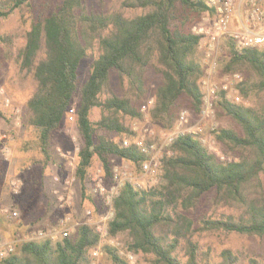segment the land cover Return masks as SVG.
<instances>
[{
  "label": "trees",
  "instance_id": "trees-1",
  "mask_svg": "<svg viewBox=\"0 0 264 264\" xmlns=\"http://www.w3.org/2000/svg\"><path fill=\"white\" fill-rule=\"evenodd\" d=\"M120 5L122 10L141 13L129 17L119 10L94 12L86 0H40L15 55L18 73L31 75L36 84L27 101L25 123L38 134L43 170L52 160L53 135L78 93L80 65L92 55L90 76L79 91L76 110L84 142L76 168L83 198L95 156L109 178L113 175L111 156L142 169L146 157L135 146L124 148L107 135L135 137L127 121L144 118L139 103L148 95L149 69L161 77L150 110V118L160 127L174 128L183 97L196 113L203 110L201 81L206 68L199 57L203 36L193 32L192 18L215 14V8L206 0H122ZM31 8L30 0L0 2V24L13 11L24 13ZM0 42L12 54V38L0 34ZM226 45L229 59L224 72L246 69L252 75L236 86L240 100L262 99L264 50L240 49L231 36ZM113 74L120 93L111 87ZM258 101L233 103L220 91L213 99L214 109L219 117L232 119L240 131L219 128L215 140L237 152V157L221 161L194 136H179L171 146L172 156L162 159L158 185L140 189L126 183L122 187L113 201L109 236L127 234L124 249L152 256L154 264H240L232 249L214 256L198 237L212 232L264 237V101ZM95 108L101 117L94 122ZM205 206L213 208L212 215L201 212ZM221 209L230 212L217 214ZM100 241L93 226L82 224L67 238L24 241L0 264H92L91 251ZM103 251L112 264H129L119 248L107 244ZM249 264L264 261L252 259Z\"/></svg>",
  "mask_w": 264,
  "mask_h": 264
},
{
  "label": "rangeland",
  "instance_id": "rangeland-1",
  "mask_svg": "<svg viewBox=\"0 0 264 264\" xmlns=\"http://www.w3.org/2000/svg\"><path fill=\"white\" fill-rule=\"evenodd\" d=\"M3 1L5 0H0V2ZM121 1L86 0V5L90 11L94 12L119 10L129 17L141 13L140 11L122 10L120 8ZM239 1L236 0V4L238 8L242 9L241 6L239 7ZM30 3L31 11L23 13L20 10H15L8 17L2 19L0 24V34L11 37L13 41L12 54L7 46L0 42V136L3 134L8 136L5 144L9 148V154L6 157L3 156L4 152L0 142V158L3 162L0 170V207L14 209L19 213L17 220H8L0 215V248L10 242H17L16 246H18L24 241H29L31 236L40 231L48 236L52 233L58 234L62 221L67 222L70 235L74 234L77 227L82 224H89L97 231L100 218L107 212L104 198L95 191L97 184L102 182L106 187L113 184V177L105 176L101 161L97 156L94 157L89 170L85 198L82 197L81 184L76 178L79 152L84 144L77 128L76 110L80 101L79 91L90 76L93 63L91 54L82 61L78 71V93L72 105L74 112L68 114L61 127L54 133L51 141L52 160L45 170L42 169L43 155L37 144L38 134L34 128L25 123L27 101L33 94L36 84L31 75L19 74L15 63L17 50L24 44V36L30 25L31 14L38 12L40 0H30ZM216 17V14H200L192 18L193 32L203 30L199 57L205 65L206 76L201 81L202 90L206 91L205 84L208 82L222 84L228 77L239 74L242 78L241 81H233L230 91L231 96H238L237 84L252 78V75L246 69L234 73L224 72V66L229 59L226 40L230 36L224 35L217 38L216 41L213 40ZM246 22L244 16H236L232 21L231 30L243 29ZM146 83L148 86L147 98L139 103V109L144 114V118L128 120L127 125L136 134L134 138H141L146 142L161 145L164 133L176 129L178 122L172 130H167L150 118V110L155 104V92L161 84V77L149 69L146 74ZM111 87L115 93L121 92L114 74L111 78ZM257 99L254 97L249 100L241 98L239 103L247 105L256 104L257 101L262 103L264 96L262 99L261 96ZM179 108L178 119L183 112L188 117V124L184 129L206 124L204 127L206 143L203 144L211 153L221 161H232L237 157V152L223 147L215 140V131L219 128L240 131L239 126L232 119L226 116L219 117L218 111L216 112L214 109L211 119L204 120L202 111L199 114L196 113L186 97L179 101ZM100 117V109H93L92 121H98ZM102 133L100 132V134ZM107 136L119 144L128 138L117 134H108ZM172 154L171 147H166L163 150V158L172 156ZM110 162L113 173L117 169L126 171L135 182L142 186L151 188L161 181L160 177L155 180L144 177L139 168L118 157L111 156ZM12 181L19 182L16 192L13 191ZM213 211V208L209 209V206H205L201 212L212 215ZM217 212L220 214L230 211L221 209ZM111 220L106 223L107 233L101 235L100 245L91 251L92 264H112L103 251V247L107 244L119 248L121 256L129 264H154L152 256L136 255L124 249L128 240L127 234H120L115 238L109 236L108 224ZM198 238L205 249L210 247L213 250L214 256L224 249H232L240 257V264H249L252 259L264 261V237L212 232ZM59 239L58 235L56 240ZM130 255L133 257L132 259L129 257Z\"/></svg>",
  "mask_w": 264,
  "mask_h": 264
},
{
  "label": "built area",
  "instance_id": "built-area-1",
  "mask_svg": "<svg viewBox=\"0 0 264 264\" xmlns=\"http://www.w3.org/2000/svg\"><path fill=\"white\" fill-rule=\"evenodd\" d=\"M207 3L215 8L216 20L214 24L215 34L213 35V40H217L220 36L229 35L231 36L237 47L240 49L243 48H259L264 50V5L263 0H240L238 8L236 4V0H206ZM236 16H240L246 19V25H243V29L232 31L231 24L232 21L236 18ZM203 30L197 31L196 34L201 36ZM241 77L239 74H235L231 77H228L226 82L222 84L215 82H208L205 84L206 91L204 92L203 98V110H202V118L204 120L211 119L214 113V102L213 99L220 91H225L226 96L233 103H239V96H231L230 91L232 87V83L235 80L241 81ZM74 110H70L69 113H73ZM202 119V120H203ZM188 124V117L185 112L180 114L178 119V126L171 132L164 133L161 145L157 143L146 142L141 138H133V139H124L121 142V146L124 148H129L131 146H135L142 155L146 157V160L142 164L141 172L144 177L151 178L153 180L159 178L162 173V158H163V150L166 147H171L175 140L181 135H192L195 138L199 139V141L203 144L206 143V139L204 138L205 131V123L190 127L188 129H184ZM8 136L3 134L0 136V142L2 143L3 156L9 154V148L5 144ZM113 184L109 187H106L104 183H98L96 188V193L104 198L105 206L107 208V212L100 218L97 226V233L101 235L107 233L106 223L108 220L112 219L114 216V207L113 201L116 196L120 193L122 187L126 183H130L134 185L136 188L140 189H149L150 186H142L140 183H137L133 180V178L126 171H121L119 169L115 170L112 175ZM13 191L16 192L19 188L18 181L11 182ZM0 215L8 220H17L19 217V213L7 207H0ZM60 238H67L70 236V229L67 226L66 221H62L60 224V231L58 234L52 233L51 235H47L44 232L40 231L35 233L34 236L30 237V240H41L47 237H50L52 240H56L57 236ZM17 242L6 243L3 247L0 248V260L7 258L12 253H14L16 249ZM131 259L133 258L131 255L129 256Z\"/></svg>",
  "mask_w": 264,
  "mask_h": 264
},
{
  "label": "crops",
  "instance_id": "crops-1",
  "mask_svg": "<svg viewBox=\"0 0 264 264\" xmlns=\"http://www.w3.org/2000/svg\"><path fill=\"white\" fill-rule=\"evenodd\" d=\"M2 166H3V162H2Z\"/></svg>",
  "mask_w": 264,
  "mask_h": 264
}]
</instances>
